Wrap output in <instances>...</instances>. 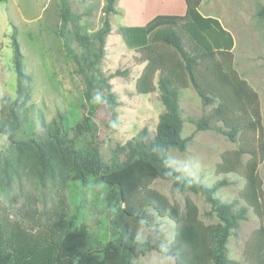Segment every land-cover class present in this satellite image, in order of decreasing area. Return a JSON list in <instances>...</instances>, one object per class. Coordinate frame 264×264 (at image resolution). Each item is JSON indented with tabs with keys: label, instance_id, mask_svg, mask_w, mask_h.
Segmentation results:
<instances>
[{
	"label": "trees",
	"instance_id": "trees-1",
	"mask_svg": "<svg viewBox=\"0 0 264 264\" xmlns=\"http://www.w3.org/2000/svg\"><path fill=\"white\" fill-rule=\"evenodd\" d=\"M116 0H106L102 26L92 35L69 30L68 24L90 14L80 0H49L43 21L54 31L58 52L78 81L80 104L59 113L40 135L33 131L28 82L14 33L16 98H3L0 134L9 147L0 150V192L26 173L40 182L63 171L69 180L76 214L59 213L42 227L27 228L22 208L8 212L0 206V264H135L149 252H168L175 264H237L228 258L232 230L246 219L247 208L259 226L244 250L249 264H264V203L258 166L264 161V131L260 102L234 70L233 38L212 17L200 14L201 0H184L182 16L159 15L144 26L120 27L127 50L134 51L144 67L135 81L137 94L159 93L163 107L154 133L142 129L122 146L106 150L104 138L118 105L110 80L124 72L103 71L108 20ZM264 16V9L259 12ZM156 81V82H155ZM192 87L203 106L214 108L195 122L198 131L216 128L237 148L222 154L217 175L237 174L244 179L237 201L221 203L215 192L226 180L207 187L180 178L169 153L185 151L184 122L179 107L182 90ZM221 127H216L217 125ZM248 155L247 162L243 156ZM170 181L178 193L200 194L210 206L207 216L218 222L205 224L198 208L186 201L183 208L150 188L158 180ZM94 196L106 231L91 236L84 225L86 195ZM77 213H79L78 216ZM157 218L174 224L168 246L164 233L151 230L143 239L142 225L152 227Z\"/></svg>",
	"mask_w": 264,
	"mask_h": 264
},
{
	"label": "rangeland",
	"instance_id": "rangeland-1",
	"mask_svg": "<svg viewBox=\"0 0 264 264\" xmlns=\"http://www.w3.org/2000/svg\"><path fill=\"white\" fill-rule=\"evenodd\" d=\"M80 1L89 8L90 14L70 22L67 28L92 35L102 26L105 18L102 8L106 5V0ZM48 3L49 0H0V106L3 98L15 99L17 96L11 40L14 33L22 69L29 77L28 105L31 112L28 113V118L33 121L36 135H40L44 126L59 113L67 114L72 106L80 104L78 81L58 52L54 31L47 30V22L44 25L43 12ZM115 6L116 2L114 8ZM117 8L116 14L107 16L114 32L112 38L106 41L101 68L109 73L119 70L124 74L110 80L118 105L111 127L103 140L106 150L122 146L142 129L154 133L163 112L157 90L147 95L136 93L135 81L144 64L139 63L134 51L121 46L116 36L117 29L129 25L143 26L159 15L181 16L186 13L184 0H120ZM262 9L264 0H201L198 8L203 16L217 19L232 36L233 68L258 95L264 131V16H259ZM121 43L124 46L122 40ZM179 107L184 122L182 138L188 142L185 151H170L172 168L179 173L180 178H189L192 182L207 187L226 180L228 184L215 192V198L225 204L237 201V208L246 207L239 198L244 186L243 177L237 174L217 175L215 172L222 154L235 150L237 144L216 128L198 131L195 126V122L208 115L215 105L203 106L196 92L189 87L180 92ZM8 147L7 138L0 134V150ZM248 159V155L243 156L244 163ZM258 174L262 182L264 203V161L258 166ZM150 188L181 208L187 200L191 201L198 208L200 219L205 224L218 222L214 215H206L210 206L202 195L178 193L172 189L170 181L161 179L154 181ZM86 198L83 208L84 225L91 236H96L107 228L94 196L87 194ZM0 206H5L8 212L22 208L27 228L42 227L59 213L68 212L73 215L77 212L71 202L68 177L63 171H58L53 178L44 182L25 172L19 182L11 183L7 194L0 192ZM77 215L81 216L79 213ZM258 226L257 217L247 208L246 219L240 222L237 229L232 230L227 243L228 258L232 262L249 264L244 258V250ZM174 228L171 221L157 218L154 226L142 225L140 232L143 239H146L152 229L160 231L164 233L165 244L168 246L174 238ZM135 264L175 263L167 251L161 254L152 251L135 260Z\"/></svg>",
	"mask_w": 264,
	"mask_h": 264
},
{
	"label": "crops",
	"instance_id": "crops-1",
	"mask_svg": "<svg viewBox=\"0 0 264 264\" xmlns=\"http://www.w3.org/2000/svg\"><path fill=\"white\" fill-rule=\"evenodd\" d=\"M119 1H120V0H116V6H115V11H116V13L118 12V11H117V10H118V8H117V4L119 3ZM116 13H115V14H116ZM181 16H182V15H181ZM131 26H134V25H129L128 27H131ZM143 26H144V25H143ZM125 27H126V26H125ZM119 28H120V27H119ZM119 28H118V29H119ZM118 29H117V31H118ZM113 32H114V28H112V32H111V34L108 36L107 39L112 38V34H113ZM116 36H117V38H118L117 40H119L121 46H122L123 48H126L125 45L123 46L122 43H121V40H122V39H121L119 33H117ZM108 41H109V40H108ZM122 42H123V41H122ZM123 44H124V43H123ZM108 48H109V47H108ZM140 73H141V72H140ZM139 75H140V74H139ZM139 75H138V76H139ZM137 78H138V77H137Z\"/></svg>",
	"mask_w": 264,
	"mask_h": 264
}]
</instances>
